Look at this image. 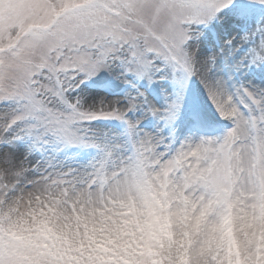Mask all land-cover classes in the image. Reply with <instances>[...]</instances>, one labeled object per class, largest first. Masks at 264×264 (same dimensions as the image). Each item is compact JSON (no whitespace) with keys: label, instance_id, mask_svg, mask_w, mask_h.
Here are the masks:
<instances>
[{"label":"snow or ice","instance_id":"6c2138e0","mask_svg":"<svg viewBox=\"0 0 264 264\" xmlns=\"http://www.w3.org/2000/svg\"><path fill=\"white\" fill-rule=\"evenodd\" d=\"M0 264H264V0H0Z\"/></svg>","mask_w":264,"mask_h":264}]
</instances>
